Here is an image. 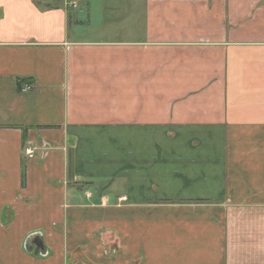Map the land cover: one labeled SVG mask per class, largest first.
Instances as JSON below:
<instances>
[{
  "label": "crops",
  "instance_id": "crops-1",
  "mask_svg": "<svg viewBox=\"0 0 264 264\" xmlns=\"http://www.w3.org/2000/svg\"><path fill=\"white\" fill-rule=\"evenodd\" d=\"M37 1L0 0V264H264V0ZM124 128L160 142L94 169Z\"/></svg>",
  "mask_w": 264,
  "mask_h": 264
},
{
  "label": "rangeland",
  "instance_id": "rangeland-1",
  "mask_svg": "<svg viewBox=\"0 0 264 264\" xmlns=\"http://www.w3.org/2000/svg\"><path fill=\"white\" fill-rule=\"evenodd\" d=\"M57 0H49V4H55ZM69 2V0H68ZM89 36L90 33H82ZM89 140L82 147L83 154H87V158L96 159L93 165L94 169L107 167L112 170L115 165L107 163L104 160L98 161L99 158L116 159L124 154L132 152L134 154H148V151H154L156 148L154 143L160 142V137L148 138V130L124 128L117 130H98L91 129L89 131ZM116 135V136H114ZM85 141H83L84 143Z\"/></svg>",
  "mask_w": 264,
  "mask_h": 264
},
{
  "label": "built area",
  "instance_id": "built-area-1",
  "mask_svg": "<svg viewBox=\"0 0 264 264\" xmlns=\"http://www.w3.org/2000/svg\"><path fill=\"white\" fill-rule=\"evenodd\" d=\"M70 5H71L72 7H76V6H77V2H76V1L70 2ZM29 88H30L29 85H26V86H25V89H29ZM24 152H25V154H26L27 156L31 157V156H33L34 150H33L32 148H30V147H26V148L24 149Z\"/></svg>",
  "mask_w": 264,
  "mask_h": 264
},
{
  "label": "water",
  "instance_id": "water-1",
  "mask_svg": "<svg viewBox=\"0 0 264 264\" xmlns=\"http://www.w3.org/2000/svg\"><path fill=\"white\" fill-rule=\"evenodd\" d=\"M29 247L33 248V252L35 254L39 253V251L42 249V245L40 242H35L34 244H31Z\"/></svg>",
  "mask_w": 264,
  "mask_h": 264
},
{
  "label": "trees",
  "instance_id": "trees-1",
  "mask_svg": "<svg viewBox=\"0 0 264 264\" xmlns=\"http://www.w3.org/2000/svg\"><path fill=\"white\" fill-rule=\"evenodd\" d=\"M35 2L39 4V2H38L37 0H35ZM43 6H49V5H48V4H45V5H43ZM18 82H19V81H18ZM25 82H26V81H25ZM22 83H23V82H21V83L19 82L20 85H21Z\"/></svg>",
  "mask_w": 264,
  "mask_h": 264
}]
</instances>
